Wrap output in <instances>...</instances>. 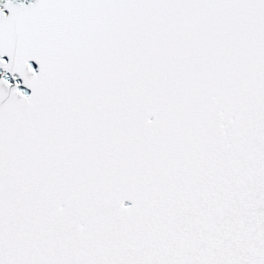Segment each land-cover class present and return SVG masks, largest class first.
Here are the masks:
<instances>
[{
    "label": "snow or ice",
    "instance_id": "1",
    "mask_svg": "<svg viewBox=\"0 0 264 264\" xmlns=\"http://www.w3.org/2000/svg\"><path fill=\"white\" fill-rule=\"evenodd\" d=\"M0 264H264V0H0Z\"/></svg>",
    "mask_w": 264,
    "mask_h": 264
}]
</instances>
